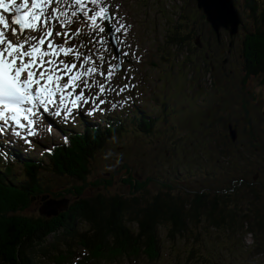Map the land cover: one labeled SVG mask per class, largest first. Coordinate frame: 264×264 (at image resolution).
Segmentation results:
<instances>
[{
	"label": "trees",
	"instance_id": "trees-1",
	"mask_svg": "<svg viewBox=\"0 0 264 264\" xmlns=\"http://www.w3.org/2000/svg\"><path fill=\"white\" fill-rule=\"evenodd\" d=\"M245 4L250 11L248 19L255 25L251 28L242 26L245 34L240 54L245 72L244 82L252 77L264 76V0H245ZM180 19L185 18L181 15ZM189 27L177 20L169 29L168 40L179 51L186 49L187 59L191 61V57L197 56L198 52H205L210 43L202 42V48L195 43L190 44L194 33ZM221 43L215 39L216 56L211 58L207 52L202 56L204 68L211 74L210 62L220 55L218 48ZM233 93L225 87L218 89L216 94L220 99L216 106L209 107L210 118L234 108L235 104L222 109V105L233 102ZM208 99L205 100L206 104L214 101L215 97L209 94ZM163 108L167 109L165 103ZM240 110H244L248 127L246 133L250 138L249 144L243 147L239 146V142L233 144L227 133L223 134V142L216 143L211 125L197 126L206 136V141L210 143L212 140L216 146L206 152L209 162L211 158L224 159L216 167L220 173L213 186L195 188L178 185L174 183V177H181L179 169L174 173L170 170L172 174L168 176L166 173V178L149 177L142 181L141 172H133L124 163L120 169H126L127 179L123 182L130 186L131 198L102 194L86 197L84 190L91 175L92 162L108 142L115 136L124 135L127 129L148 137L155 135L154 128L160 117L136 111L131 119L113 117L104 127L96 124L82 131H72L66 134L63 143L50 148L41 157L30 158L16 152L11 155L13 157L0 155V159L7 162V167L0 171V264H34L37 260L52 264H114L121 260L134 264H158L165 244L160 233L162 227L167 232L166 242L172 247L171 250L179 252L182 248V253H176L173 257L174 264H192L202 259L205 263L215 261L216 257L201 253L203 248L208 247L207 240H216L215 244L219 245L223 243L222 236L230 240V235L244 237L248 234L256 240L259 237L264 239V184L260 179L253 180L257 174L264 175V146L255 144L260 133L264 134V128L250 119L245 101ZM163 111V122H168L169 113ZM202 143L205 144V141ZM177 147L176 143L171 145V155ZM14 159L18 160L22 172L13 178L11 161ZM194 159L199 163L196 172H203L204 153L200 155L195 152ZM47 175L80 183L82 187L73 185L66 191L77 196V199L58 216L27 215L25 211L34 201L39 203L40 197L51 194L49 189L44 188ZM112 177L113 174L111 179L97 180L95 186L111 185ZM151 181H157L160 186L155 194L146 188ZM233 182L235 185H232ZM82 224L87 226L86 230L81 229Z\"/></svg>",
	"mask_w": 264,
	"mask_h": 264
},
{
	"label": "rangeland",
	"instance_id": "rangeland-1",
	"mask_svg": "<svg viewBox=\"0 0 264 264\" xmlns=\"http://www.w3.org/2000/svg\"><path fill=\"white\" fill-rule=\"evenodd\" d=\"M235 3L244 25L248 28L254 26V22L248 19L250 11L246 9L245 0H235ZM106 4L112 16L114 34L117 35L111 40L105 32L98 35L90 32L93 36L90 35L89 38L85 36V33H81L78 37L71 39L66 46L72 47L83 43L85 47L80 50L85 54L92 55L94 59L103 55L104 62L101 67L105 72L111 65H118L119 69L114 72L110 82L103 76L94 77L95 81L106 84L116 91L109 92L106 89L105 94L100 95L98 87L85 90V96L90 100L96 96H99V99L95 101V104H82V111L77 115L83 119L92 116V123L94 121L103 122L105 117L109 116L108 110L115 104L117 106L113 107L112 110L114 109L116 115L131 119V115L136 111L145 113L147 116L160 117V121L158 120L154 128L155 135L151 137L145 134H135L127 129L124 135L115 136L108 142L104 150L92 162L91 175L87 180L88 185L84 190V195L88 198L98 194L107 197L131 198L130 186L123 182L127 179L126 169H120L121 164L124 163H127L133 172L136 170L141 172L140 180L142 181L149 177L158 178L162 176L166 178V173L168 176L172 174L170 170L174 173L176 169H179L181 177L175 176L174 183L195 188L203 185L213 186L220 173L216 167L221 165L224 159L213 158L212 160L211 158L209 162L206 152L212 147L216 148V146L212 140L210 143L206 141V136L197 126L211 125L214 131V141L221 143L223 142V134L228 133V125L232 124L238 130L239 146L243 147V145L249 144L250 138L246 133L248 127L245 124L244 110H240L242 102L245 101L250 119L255 125L264 128V76L252 77L244 82L245 72L243 71L240 51L245 32L241 28L239 34L231 39L228 32L222 31V43L220 42L221 46L218 48L220 55L210 62L213 71L211 74L204 68L202 56L205 52L209 53L211 58L217 55L216 36L209 24L202 19L201 15L203 14L198 10L195 0H106ZM181 15L185 19H180ZM177 20L182 21L185 26L189 25V29L193 30V39L190 44L195 43L196 37H200L199 44L202 47V42L210 43L205 52L200 51L197 56L191 57L192 64L190 58L187 59V50L179 51L168 40L170 37L169 29L176 24ZM120 25H125V28L117 32L116 28ZM72 26L73 30L79 28L77 21ZM71 33H75V31ZM57 40H59L60 45L65 42L59 36ZM97 40H102L103 43H97ZM231 41H233V45L230 48ZM113 44L121 49L120 57L124 59L122 65H119L113 53ZM124 53H128V56L126 57ZM60 58L66 63H71V56H61ZM224 60H227L226 64H223ZM125 84H134L135 87H130L122 94H117L119 88ZM224 87L232 93L234 92L235 98H231L233 102L222 105V109L231 108L234 104L235 106L210 118L208 115L209 107L218 104L220 97L216 93L218 89L222 90ZM78 90L80 91V89ZM209 94H213L215 99L206 104L205 100L208 99ZM100 100H104L106 103L100 104ZM164 103L167 105V109L163 108ZM97 106H99L98 110ZM163 110L169 113L168 122H163ZM81 122V125L79 122V126L75 129L82 130L84 125L83 121ZM44 134L41 131L35 136H26L25 134V140L19 142L14 141L16 139L12 141L3 135H0V138H6L10 141L6 145L7 149L12 147L11 144L16 146L23 144L24 153L25 151L30 152L28 156L34 158L39 157L41 152L47 150L52 143L58 144L64 140L58 128H54V132L52 135L48 134V137ZM43 136L46 138L43 139ZM200 139L205 141L206 145L202 141L200 142ZM175 143L178 147L175 153L171 155L170 148ZM199 143H201L200 146ZM255 144L258 147L264 146L263 133H260ZM195 152L205 155L206 159H202V164L205 162L203 172H196L199 163L194 159ZM2 165L3 163H0L1 167ZM18 167L19 165H15L12 168L16 175L19 174ZM112 174L111 185L95 186L97 180L111 179ZM256 176H258L257 180H254ZM258 179L264 184V175L257 174L253 177L254 181H258ZM44 180L46 181L44 188L49 189L51 194L61 193L62 195L53 197L47 193L49 198L69 205L77 199V196L68 194L66 191L73 185L82 187L80 183L71 182L70 179H61L51 175H47ZM169 180L172 181L170 178ZM156 182L147 183L146 188L151 194H155L160 188ZM64 209L66 208L64 207ZM39 210L40 205L36 200L25 213L34 217L45 216ZM81 229L86 230L87 226L82 224ZM160 233L165 244L161 260L158 263L172 264L173 257L176 253H182V248L179 249V252L172 251V247L166 242L165 227L161 228ZM222 238L223 243L220 242L219 245L215 244L216 240L213 242L207 240V249L201 250V253H207L213 258L216 257L215 261L205 263L202 259L201 262L195 261L192 264H264L263 238L259 237L256 240L251 234L244 237L230 235V240L224 239V236ZM34 264L52 263L37 260ZM117 264L133 263L128 262V260H121Z\"/></svg>",
	"mask_w": 264,
	"mask_h": 264
},
{
	"label": "snow or ice",
	"instance_id": "snow-or-ice-1",
	"mask_svg": "<svg viewBox=\"0 0 264 264\" xmlns=\"http://www.w3.org/2000/svg\"><path fill=\"white\" fill-rule=\"evenodd\" d=\"M5 13L12 14L10 21ZM80 16L87 21L90 32L104 33L109 19L106 0H0V131L14 125L26 130L28 136H35L40 109L47 112L50 106L55 107V114L67 119L82 104H95L99 99L96 96L90 100L85 90L98 87L100 95L106 89L116 91L94 77L103 76L110 82L118 65H111L105 72L101 67L103 55L94 59L85 54L80 50L85 47L83 43L66 46L83 31L78 28L70 34L71 25ZM57 27L64 29L55 32L57 37L64 36V45L55 43L53 32ZM124 28L120 25L116 31ZM124 55L127 57L128 53ZM61 56H72L73 62L66 63ZM130 87L135 85L125 84L117 94ZM104 103L100 100V104ZM15 135L20 136L21 132L16 131Z\"/></svg>",
	"mask_w": 264,
	"mask_h": 264
},
{
	"label": "water",
	"instance_id": "water-1",
	"mask_svg": "<svg viewBox=\"0 0 264 264\" xmlns=\"http://www.w3.org/2000/svg\"><path fill=\"white\" fill-rule=\"evenodd\" d=\"M217 1L219 2V0ZM196 2L198 10L202 12L206 21L210 24L219 42L221 39V30L227 31L231 39L238 34L239 28L243 23L234 7L233 0H220L219 3L214 5L210 0H196ZM228 8L230 12L227 11ZM222 10L227 13H222ZM219 12L220 14H218ZM231 45L232 43L230 46ZM116 51L118 52V50ZM225 63L226 60L224 64ZM228 136L232 143H236L238 141V130L232 124L228 125ZM257 177L258 176H256L254 180H257ZM66 205L67 203H63L62 201L47 199L41 206L40 212L45 214L47 217L58 216L60 211L63 210Z\"/></svg>",
	"mask_w": 264,
	"mask_h": 264
},
{
	"label": "bare ground",
	"instance_id": "bare-ground-1",
	"mask_svg": "<svg viewBox=\"0 0 264 264\" xmlns=\"http://www.w3.org/2000/svg\"><path fill=\"white\" fill-rule=\"evenodd\" d=\"M199 1H202V0H199ZM211 1V3L213 2V5L214 4H216V3H219L220 2V0H219V2L217 1V0H210ZM224 3V2H223ZM227 4V3H226ZM220 6V5H219ZM221 7V6H220ZM222 8V7H221ZM221 11V10H220ZM227 11H229L230 12V10H229V8L227 9ZM222 13H225V12H223V10H222ZM227 13V12H226ZM225 13V14H226ZM218 14H220V12L218 13ZM12 15V14H11ZM20 130H22V129H16L15 127L13 128V132L15 133L16 131H20ZM24 132H25V130H23Z\"/></svg>",
	"mask_w": 264,
	"mask_h": 264
},
{
	"label": "flooded vegetation",
	"instance_id": "flooded-vegetation-1",
	"mask_svg": "<svg viewBox=\"0 0 264 264\" xmlns=\"http://www.w3.org/2000/svg\"><path fill=\"white\" fill-rule=\"evenodd\" d=\"M185 31V30H184Z\"/></svg>",
	"mask_w": 264,
	"mask_h": 264
}]
</instances>
